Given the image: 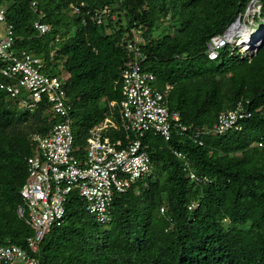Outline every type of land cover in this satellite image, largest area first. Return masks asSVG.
Instances as JSON below:
<instances>
[{
	"label": "trees",
	"instance_id": "1",
	"mask_svg": "<svg viewBox=\"0 0 264 264\" xmlns=\"http://www.w3.org/2000/svg\"><path fill=\"white\" fill-rule=\"evenodd\" d=\"M252 1L259 5L252 19L260 21L264 0H0L15 47L41 56L47 73L62 80L61 70L67 73L63 87L79 158L109 102L123 99L121 65L132 30L145 43L142 69L154 74L157 89L171 86L168 107L187 126L184 133L173 129L169 140L152 132L141 138L152 172L114 195L109 222L100 223L77 190L70 192L62 225L39 244L41 264H264V146L258 144L264 142V42L251 55L233 42L216 60L206 55L210 38L248 15ZM81 3L108 5L110 14L97 24L71 12ZM38 15L51 27L41 35L32 27ZM50 43L59 44L53 53ZM11 101L19 102L0 89V243L26 247L32 229L17 208L24 205L26 158L35 153L30 135L47 134L60 120L45 99L33 110L13 109ZM239 103L251 114L237 128L215 131L220 112ZM112 118L119 123L116 108ZM109 135L126 144L121 128Z\"/></svg>",
	"mask_w": 264,
	"mask_h": 264
},
{
	"label": "built area",
	"instance_id": "2",
	"mask_svg": "<svg viewBox=\"0 0 264 264\" xmlns=\"http://www.w3.org/2000/svg\"><path fill=\"white\" fill-rule=\"evenodd\" d=\"M110 8L108 5L86 8L84 3L70 7L72 13H84L97 24L103 23L109 16ZM251 10H254L253 14L259 11L255 1ZM40 18L41 15H38L32 22L38 35L51 30ZM114 18L111 15V19ZM240 21L238 18L222 34L210 38L206 48L208 59L216 60L221 50L233 41L242 49L240 41L247 34L243 27L248 26L241 25ZM82 22L85 23L84 18ZM236 24L242 28L234 35L230 32ZM0 25V73L5 78L0 83V89L10 97L19 99L30 110L45 99L50 112L60 120L52 125L47 134L34 132L30 135V144L35 153L26 158L27 177L20 188L24 205L17 208L18 216L32 229V234L26 238V247L8 240L0 243V264H41L37 257L39 244L53 227L62 225L64 202L70 192L77 190L86 201V209L100 223L109 222L108 208L114 195L125 193L137 179L152 172L150 155L142 149L141 138L147 132H152L169 140L173 129L184 133L187 126L181 122L180 113L168 107L165 95L171 86H166L164 90L157 89L154 74L142 69L145 55L141 46L145 43L132 30L126 41V58L121 65L123 99L119 103L109 102L108 115L89 130L85 155L79 158L73 145L74 134L69 115L71 104L63 87L64 80L46 72V63L41 56L15 47L14 26L7 20L5 7H0ZM248 51L251 55L254 49L250 47ZM115 108L119 123L112 118ZM246 110L239 103L233 110L220 112L218 121L213 125L214 130L223 132L234 126L239 127L236 122L251 114ZM119 128L126 133V144L119 138L113 140L109 135L110 130ZM130 133L133 134L132 139ZM258 144L264 146V142ZM174 153L184 158L180 152ZM190 177L195 178L191 172ZM160 211L163 212L162 207Z\"/></svg>",
	"mask_w": 264,
	"mask_h": 264
},
{
	"label": "rangeland",
	"instance_id": "3",
	"mask_svg": "<svg viewBox=\"0 0 264 264\" xmlns=\"http://www.w3.org/2000/svg\"><path fill=\"white\" fill-rule=\"evenodd\" d=\"M254 12V10H250V12H248V15H246L241 21H240V24L241 25H246V26H249V27H251V29L252 30H254V29H261L262 27H261V23H264V18L263 19H261L260 21H253V19H252V13ZM247 13V12H246ZM256 13V12H255ZM116 18V17H115ZM259 20V19H258ZM165 22V23H164ZM239 23V22H238ZM169 25H170V22H168V20L167 21H163L161 24H160V26L158 27V29H157V33H160V31H162L164 28H167V27H169ZM236 26V25H235ZM241 26H239V27H237V29L235 30V31H233V33H234V35H236V34H238V32H239V28H240ZM260 27V28H259ZM234 28V27H233ZM232 28V29H233ZM242 28V27H241ZM244 28V27H243ZM2 30V27H1V25H0V31ZM258 30V31H259ZM232 31V30H231ZM231 33V32H230ZM246 36V35H245ZM259 37H262V35L261 36H259ZM236 38V37H235ZM259 39H261V38H259ZM257 40V39H256ZM257 42H258V40H257ZM233 43H234V45H235V43H236V41L234 42L233 41ZM51 44V47H50V50H51V52L50 53H53L57 48H58V46H59V44H57V43H50ZM241 52H243L244 54H250V51H248L246 48H243L242 47V49H239ZM61 74H62V76L64 77V80H67V78H68V75H67V73L66 72H64V71H62L61 70ZM19 100V99H18ZM20 102V101H19ZM17 103L16 101L14 102V101H11V103H10V107L11 108H13V109H16V110H22V109H24V107H23V105L21 104V103Z\"/></svg>",
	"mask_w": 264,
	"mask_h": 264
},
{
	"label": "bare ground",
	"instance_id": "4",
	"mask_svg": "<svg viewBox=\"0 0 264 264\" xmlns=\"http://www.w3.org/2000/svg\"><path fill=\"white\" fill-rule=\"evenodd\" d=\"M240 25H238V24H236V26H234V28L232 29V31H231V33L233 32V31H235L236 29H237V27H239ZM244 29H245V31L247 32V34H246V38H244V39H242L241 41H240V44H241V47H243V48H246L247 50L250 48V47H252L251 45H257V43H259V41H260V37L259 36H261L262 34H261V32H262V29H254V30H252L251 29V27H244ZM258 40V42H257V40Z\"/></svg>",
	"mask_w": 264,
	"mask_h": 264
},
{
	"label": "water",
	"instance_id": "5",
	"mask_svg": "<svg viewBox=\"0 0 264 264\" xmlns=\"http://www.w3.org/2000/svg\"><path fill=\"white\" fill-rule=\"evenodd\" d=\"M252 7H253V1L249 3L246 12L250 11V10L252 9ZM236 22H237V20H235L234 23H236ZM230 26H231V25H230ZM261 34H262V32H261ZM260 38H261V39H260L259 43H257V45H254V44L252 45V49H254L255 51H257V50L259 49V47H260V46L263 44V42H264V35H263L262 37H260Z\"/></svg>",
	"mask_w": 264,
	"mask_h": 264
},
{
	"label": "clouds",
	"instance_id": "6",
	"mask_svg": "<svg viewBox=\"0 0 264 264\" xmlns=\"http://www.w3.org/2000/svg\"><path fill=\"white\" fill-rule=\"evenodd\" d=\"M232 25V24H231ZM249 27V26H248ZM252 46V45H251ZM252 48V47H251ZM255 51V50H254Z\"/></svg>",
	"mask_w": 264,
	"mask_h": 264
}]
</instances>
